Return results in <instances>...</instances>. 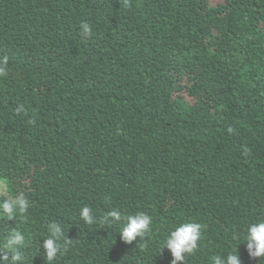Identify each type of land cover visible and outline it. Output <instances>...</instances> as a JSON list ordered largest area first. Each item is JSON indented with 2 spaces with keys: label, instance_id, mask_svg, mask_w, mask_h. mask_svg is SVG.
Masks as SVG:
<instances>
[{
  "label": "trees",
  "instance_id": "16d2710c",
  "mask_svg": "<svg viewBox=\"0 0 264 264\" xmlns=\"http://www.w3.org/2000/svg\"><path fill=\"white\" fill-rule=\"evenodd\" d=\"M5 56L0 200L30 207L0 218V245L21 231L22 264H46L52 222V264H171L163 241L187 221L205 227L177 264H264L243 242L264 219V0H0ZM112 209L150 231L123 242Z\"/></svg>",
  "mask_w": 264,
  "mask_h": 264
},
{
  "label": "clouds",
  "instance_id": "9594fccd",
  "mask_svg": "<svg viewBox=\"0 0 264 264\" xmlns=\"http://www.w3.org/2000/svg\"><path fill=\"white\" fill-rule=\"evenodd\" d=\"M80 28L82 36L90 37L92 35V28L88 22H81ZM7 64L8 58L6 56L0 58V77L7 74ZM16 112L17 114L25 112L24 106H18ZM29 122L35 123L34 120ZM233 131V128H228L229 133ZM29 207V200L23 193H19L12 198H5L0 200V218L6 216L7 220H13L18 216L22 217L28 212ZM79 215L89 225L96 220L92 209L88 206L82 207ZM103 222L108 225L120 224L118 231L120 239L130 244L137 238L143 239L145 234L150 231L152 217L145 212L123 216L120 210L112 209L103 216ZM204 227V225L195 221L181 222L167 234L162 248L166 247L170 251L173 257L171 264L184 262L185 254H192L197 250L198 241ZM48 232L49 235L43 239L42 247L46 264H52L57 254L62 250L63 245L60 242L64 238V230L60 224L52 222L48 225ZM243 242L250 257H264V219H259L247 226ZM68 243H71V241L64 240V245ZM24 247L25 235L19 230L8 229L4 242L0 245V249L3 250L0 254V264H22L25 259ZM212 264H241V261L238 251L234 250L227 256H213Z\"/></svg>",
  "mask_w": 264,
  "mask_h": 264
},
{
  "label": "rangeland",
  "instance_id": "374dc122",
  "mask_svg": "<svg viewBox=\"0 0 264 264\" xmlns=\"http://www.w3.org/2000/svg\"><path fill=\"white\" fill-rule=\"evenodd\" d=\"M0 192L6 193L5 183L2 179H0Z\"/></svg>",
  "mask_w": 264,
  "mask_h": 264
}]
</instances>
